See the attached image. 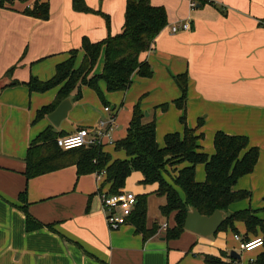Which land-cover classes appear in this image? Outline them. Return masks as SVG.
I'll return each instance as SVG.
<instances>
[{
	"label": "crops",
	"instance_id": "1",
	"mask_svg": "<svg viewBox=\"0 0 264 264\" xmlns=\"http://www.w3.org/2000/svg\"><path fill=\"white\" fill-rule=\"evenodd\" d=\"M36 1L48 4L47 20L24 13ZM150 1L165 9L168 23L154 49L139 57L149 65L151 76L134 74L125 92L108 93L102 80L97 83L115 115L113 144L104 151L113 160L125 159L123 151L117 158L110 152L116 141L125 138L136 105L147 114L144 123L154 118L159 146L164 145L160 144L162 136L181 132L177 121L183 111L172 102L180 96L175 78L185 75L189 128L202 120L197 134L204 137L205 133L212 142L218 131L245 136L250 146L259 149L254 171L263 173L264 178V0H205L202 6L194 2V7L190 0ZM72 2L14 0L0 7V264H207L205 256L242 264V255L249 258L244 264L256 261L264 248L251 252L238 249V261L230 257L238 242L229 230L210 237L185 230L179 238L167 239L169 219L161 221L160 213L165 199L156 195L157 184L143 185L138 172L131 173L136 174L137 185H132L129 176L123 190L127 185L136 196L148 194L146 227L155 224L158 229L147 239L129 221L118 230H109L100 201V192L107 193L108 185L99 191L104 175L77 177L76 167L68 166L26 180L27 150L47 129L67 137L106 117L97 93L81 86V99L74 100L75 92L68 97L71 109L58 127L48 119L52 112L35 120L39 110L55 102L59 87L38 93L29 92L25 84L31 78L51 80L56 67L69 60L73 51V69H78L84 59L82 40L100 42L118 34L124 23L126 0H83L96 13L77 12ZM183 23H189L188 31L171 33L173 26ZM103 52L92 75L102 71ZM14 82L17 84L10 85ZM163 104L169 105L166 111L157 109ZM202 140L199 145L203 150ZM213 153L214 149L208 154ZM247 176L238 180L235 190H244ZM25 189L24 204L19 195ZM154 197L159 202L152 213L148 204ZM231 207L227 214L236 212ZM27 216L40 227L29 229ZM234 226L242 240L244 225ZM248 238L254 239L252 235Z\"/></svg>",
	"mask_w": 264,
	"mask_h": 264
},
{
	"label": "trees",
	"instance_id": "2",
	"mask_svg": "<svg viewBox=\"0 0 264 264\" xmlns=\"http://www.w3.org/2000/svg\"><path fill=\"white\" fill-rule=\"evenodd\" d=\"M12 1L14 0H0V7ZM190 1L200 6L207 3L205 0ZM72 8L80 13H96L88 8L83 0H73ZM48 12V4H41L38 1L31 8L24 10L26 15L40 20H47ZM105 20L108 25V18ZM167 24L164 8L152 6L150 0H126L121 31L113 36L108 35L97 43H91L84 38L81 42L84 59L78 69H73L75 55L73 51L69 60L56 67L51 80L40 82L31 78L25 84L29 92L38 93L59 87L55 102L39 110L35 120L53 112L59 103L73 92L74 100L81 99V86L90 87L97 93L104 107H109L97 87L98 81L102 80L105 83L108 93H114L127 91L134 74L141 78L150 77L152 72L149 65L141 62L139 57L142 53L154 49L155 40L166 29ZM102 51H104L102 71L99 75H92ZM175 83L180 96L172 103L183 111L179 119L184 127L182 135L166 134L164 145L159 146L156 141L154 118L144 123L145 114L136 105L133 107L125 138L114 143V149L123 151L125 159L113 160L104 151L105 146L100 145L63 151L56 146L55 140L59 135L47 129L27 150L24 172L26 180L75 166L77 177L99 175L103 172L104 180L99 191L108 185L107 193L117 194L123 190L125 181L131 173L138 172L142 175L143 185L157 184L156 195L165 199V204L160 207L161 215L167 218L174 213L175 226L166 229L167 239H177L185 231L184 221L189 208L196 209L202 216H211L216 210L227 212L229 206L250 199L248 192L234 188L240 178L253 173L259 158V149L250 146L245 136L228 135L218 131L214 134L212 142L214 153L209 156L203 152L199 145L203 135L197 134L203 121L199 119L193 129L186 126V76L176 77ZM15 84L17 83L10 85ZM168 106L163 104L157 109L166 111ZM198 165L204 167L203 182L196 181L195 168ZM19 200L26 203V189L19 195ZM262 202L264 213V195ZM146 216L147 198L137 196V204L128 220L144 239L154 235L158 229L155 224L147 229ZM235 223H242L245 227L243 241L249 240L248 235L257 238L258 230L264 234V218L261 219L251 210L228 214L216 234L230 230L234 235H238ZM27 227L38 228L40 224L27 216ZM204 261L207 264H235L224 263L211 256H205ZM255 264H264V252L257 257Z\"/></svg>",
	"mask_w": 264,
	"mask_h": 264
},
{
	"label": "built area",
	"instance_id": "3",
	"mask_svg": "<svg viewBox=\"0 0 264 264\" xmlns=\"http://www.w3.org/2000/svg\"><path fill=\"white\" fill-rule=\"evenodd\" d=\"M191 6H195L193 1H191ZM261 25L264 26V23ZM189 29V23H183L181 26H173L171 33L174 34L179 30L188 31ZM103 113L106 117L99 119L94 126L81 128L67 137H58L55 140L56 146L63 151H69L77 148H89L94 145H112L111 133L114 129L115 115L110 107H103ZM103 174L102 172L98 176ZM100 201L106 224L109 230L114 231L128 223V219L137 204V196L124 190L117 194L100 192ZM166 228L167 224H163V229ZM233 237L238 242V249L241 252H251L264 246V240L261 237L246 242L242 241L239 235L235 234ZM250 264H255V261L251 260Z\"/></svg>",
	"mask_w": 264,
	"mask_h": 264
},
{
	"label": "rangeland",
	"instance_id": "4",
	"mask_svg": "<svg viewBox=\"0 0 264 264\" xmlns=\"http://www.w3.org/2000/svg\"><path fill=\"white\" fill-rule=\"evenodd\" d=\"M179 119H178L177 123H178V125H182L180 123ZM186 126L189 128V125L186 124ZM183 129H184V127L182 125L181 126V132H179L180 135H182ZM160 144L161 145L164 144V136H162ZM202 147H203L204 152L206 151L208 153H212V151H213L212 140H210L205 133H204V137L202 140ZM110 153L112 154V156L114 155L113 157H115V158H117L120 155H123V153L121 151H117L114 148L111 149ZM208 153H206V154H208ZM132 173H134V172H132ZM130 176H131L129 179L130 182H132L133 186H136L137 185L136 174H131ZM246 178L247 179H246L243 187H244V191H246L250 194V199L243 200V201H240L238 203L233 204L231 207V210H233V211H234V209L236 211L251 210V211L256 212V214L262 219V218H264V213L262 212V208H263L262 198H263V194H264L263 173H261V172L257 173L256 171H254V173L248 175ZM203 180H204L203 166L198 165L196 167V181L202 182ZM124 191L133 193L132 190L127 188V185H126V189ZM147 195L148 194L140 193V196H145L146 198H147ZM155 198L156 197H154L151 200L149 199V201H150V204H148L149 212L152 211V213L153 212L155 213L157 211V203L159 202L158 199H155ZM168 219H169V223H170V228H173L175 226L174 215L170 214L168 216ZM161 221H166V217L162 216ZM229 232H231V231L229 230ZM258 234H261L264 236V234L261 230H258ZM233 252L240 254L237 247H234ZM218 260L221 261L220 259H218ZM241 260H242L241 263L244 264L245 262H247L249 260V258L246 255H242ZM249 264H250V262H249Z\"/></svg>",
	"mask_w": 264,
	"mask_h": 264
},
{
	"label": "water",
	"instance_id": "5",
	"mask_svg": "<svg viewBox=\"0 0 264 264\" xmlns=\"http://www.w3.org/2000/svg\"><path fill=\"white\" fill-rule=\"evenodd\" d=\"M70 109L71 102L69 98H66L48 116V119L54 127H58L60 122L66 118ZM145 116L147 117V114ZM227 216V212L223 210H216L211 216H202L196 209L189 208L184 221V229L201 237H210L216 234ZM230 257L235 261L240 259L239 255H235V252H231Z\"/></svg>",
	"mask_w": 264,
	"mask_h": 264
},
{
	"label": "clouds",
	"instance_id": "6",
	"mask_svg": "<svg viewBox=\"0 0 264 264\" xmlns=\"http://www.w3.org/2000/svg\"><path fill=\"white\" fill-rule=\"evenodd\" d=\"M77 143H78V141H77Z\"/></svg>",
	"mask_w": 264,
	"mask_h": 264
}]
</instances>
